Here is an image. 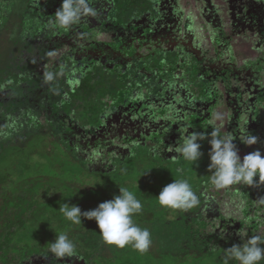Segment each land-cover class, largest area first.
Here are the masks:
<instances>
[{
	"label": "trees",
	"instance_id": "16d2710c",
	"mask_svg": "<svg viewBox=\"0 0 264 264\" xmlns=\"http://www.w3.org/2000/svg\"><path fill=\"white\" fill-rule=\"evenodd\" d=\"M16 1L0 0V11L8 15ZM117 1H123L119 13ZM30 2L46 12L39 28L32 18L26 19L23 45L10 57V77L21 79L19 85L15 78L0 79L1 102L8 108L0 110V149L9 141L23 145L28 134L43 126V117L61 138L67 156L63 165L44 167V177L35 184L26 186L29 180H24L26 188L17 185L13 194L2 197L0 264H40L31 258L40 254L49 264H203L205 259L224 264L233 244L252 236L264 240V182L258 177L253 185L226 189L209 182L207 191L196 193L207 196L197 217L182 215L177 229L160 218L164 211L151 218V228L150 221L141 223L139 227H148L151 234L162 235L144 253L131 245L106 244L94 220L81 217L82 224L74 225L59 211L63 203L77 205L82 212L92 210L118 195L108 190L93 196L89 186L79 185L83 175H97L89 170L126 166L129 154L137 152L162 167L166 160L173 162L172 157L183 158L175 149L192 132L205 134L198 141L201 150L218 127L222 136L233 137L241 158L256 150L264 155V0H89L96 15L82 16L67 30L49 26L62 0ZM48 73L51 80L46 79ZM16 86L21 96L40 89L44 110L37 114L23 105L11 110L18 101L11 97H21L12 94ZM48 91L59 95L51 106L44 100ZM82 93L97 107L90 126L58 111ZM244 129L257 137L255 144L245 145L238 138ZM94 151L101 154L95 161ZM75 166L80 171L67 176L64 171ZM173 168L162 179L171 177ZM51 169L54 178L47 173ZM165 185L155 184L153 194L144 187L127 188L142 203H156ZM237 191L239 196L234 195ZM227 200L230 203H224ZM9 205L17 206L11 211ZM60 232L74 242L75 256L58 259L48 252V243Z\"/></svg>",
	"mask_w": 264,
	"mask_h": 264
},
{
	"label": "rangeland",
	"instance_id": "374dc122",
	"mask_svg": "<svg viewBox=\"0 0 264 264\" xmlns=\"http://www.w3.org/2000/svg\"><path fill=\"white\" fill-rule=\"evenodd\" d=\"M30 1L31 0H17L12 4L10 8V13L8 15L0 11V79L2 81L7 82L9 80L10 73H13V71H11V66L9 62L10 57L16 52H19L20 49L17 46L18 42L14 43V39L19 36L18 27H23V23L26 22V19L28 22L31 18L33 19L34 24L38 28L41 26L40 24L43 23L44 18H42V16L46 11L42 10L39 7L40 5L34 6ZM119 3H123V1H117L118 7L116 11H118V13L121 11V6L119 5ZM30 8H32V10ZM40 20L42 21L39 24ZM26 67H28V65ZM12 76L10 77L11 80H14V78L17 79V77L12 78ZM20 80L21 79H17L15 81V84L19 85L18 81ZM45 82L47 83L46 80ZM1 86L4 87V84L2 83ZM85 90L88 91L87 85L85 87ZM40 92V89L37 91H32L30 89V91L28 90V94H25V96H21L20 88L16 86V88L12 90V94L21 97H11V99L13 100L18 99L17 102L15 101L16 103L12 102L15 103V105L11 107V110H17L20 105H23L24 107H29L37 114L40 113L42 110H44V106H46V103L42 104L40 101ZM103 93L104 92L102 91L101 94ZM3 97L4 95L2 91H0V110L5 112L8 108L4 106L1 102V100H3ZM5 97L9 101L10 98H8L7 94L5 95ZM19 99L21 100L19 101ZM58 99L59 95H57L56 93H52V91H48L47 95L44 97V100H47L48 106L56 104V100ZM45 108L48 110L47 107ZM96 108V106L92 105L89 98L86 97V93H82L81 95L75 94L71 98L70 102L67 104L66 102L63 103L58 111L60 113H67V115L73 116L74 119H76L81 125L87 126L89 124H92L88 122L94 120V112H96ZM41 123L43 126H38L37 130H35L33 133L28 134L27 140L22 141V143H24L23 145L20 143L21 141L19 140H16L15 143L9 141L5 142L3 144L4 148L2 147L0 149V202L2 201V197L3 199L6 197V194H13V190L16 188L17 185L24 186L22 187L24 189L26 188V186L35 184L37 179L43 178L44 167L52 168L58 167L59 164H65L63 161H61L62 159H64V157L67 156L62 145L61 138H59L53 133V129L49 127L48 124H45V119L43 117H41ZM22 125H25V123ZM0 130H2V128H0ZM245 130L246 132L248 131V129H244V131ZM212 131L213 130H211V132ZM211 132L209 133L210 139L212 138ZM18 133H20V130H18ZM15 134L16 132H14L12 135L15 136ZM10 137L12 136H6L4 139L9 140ZM244 137L245 134L239 136L238 138L244 139ZM9 144H11L10 147L7 146ZM209 147L210 144L208 142V144L202 150L200 149V151L202 152V156L195 163H190L181 157L177 160L176 163H173L171 160H166L167 163L162 167V164L160 165V162L158 161L148 162L146 159V155L144 156V154H140L142 152H137L136 155H132L130 153L126 159L128 162L126 166L118 164L115 168L113 164H111L107 169H103L100 171L89 170L90 172H95L97 175H90L91 177L89 179H87L88 176L83 175L81 178L83 181H80L79 185L84 187L89 186L90 189L94 191L91 194L93 196H96L97 194H100L102 192L107 193L108 190L111 191L112 194L115 191H117L119 194L120 187L130 186L132 188L144 187L146 191L151 190L153 194L155 184H159L160 186L162 184L171 183V180L173 181L176 179H187L195 193H198V191L202 188L203 190L207 191L209 187V177L213 174L214 171L208 168V161H210ZM156 154H158L159 156L165 155L164 153L160 152H156ZM169 155L171 156V154ZM200 160L201 162H199ZM51 161L54 162L51 163ZM173 167L176 170L171 172V175H169L171 177L167 176L162 179L163 176H165L166 173L169 172L170 169ZM206 170H208V173H206ZM50 171L47 173H51L52 177L54 178V170H52V172ZM75 171H80L78 166H75L74 169L71 170H65L64 172L67 173V176H70V174L75 173ZM145 172L147 173L143 174ZM103 175L105 176V178L103 177ZM168 178H171V180ZM27 179L29 180V182L25 186L24 180ZM106 182H108V185H106ZM210 191H213V189H210ZM146 194L153 198L150 192H147ZM206 197H200V204L186 211H176L174 209L168 210V208L159 205L158 201H155L156 203H142V211L138 214H134L133 220L139 226L145 221H150L151 218L157 219V216H159V214L163 213L164 211V214H162L160 218H163V220L166 221L168 225L174 224L173 226H175V228L177 229V225L175 224H178V222L181 220L182 215H184V217L189 218V215L191 213V215L194 214L195 217H197L196 214H198L203 204L206 203ZM224 203H230V200H227ZM234 203H240V201L238 202L236 200ZM2 204L4 203H1V206ZM92 204L95 203L91 202V205ZM9 207H11V211L15 210V207H12L10 205ZM87 207H89V205H87ZM57 217H59V215ZM153 221L154 220L150 221L148 225L149 228H151V226L153 225ZM33 227L35 229L41 228L38 224L34 225ZM23 230H25V228ZM157 233L158 234H151L152 240L162 236H159V232ZM172 236L174 235L172 234ZM34 256L35 257H31L32 259H34V262L35 260H38L40 264H49V260L45 257H42L43 255L40 254V256ZM203 264L215 263L205 259Z\"/></svg>",
	"mask_w": 264,
	"mask_h": 264
},
{
	"label": "clouds",
	"instance_id": "9594fccd",
	"mask_svg": "<svg viewBox=\"0 0 264 264\" xmlns=\"http://www.w3.org/2000/svg\"><path fill=\"white\" fill-rule=\"evenodd\" d=\"M84 15H96V10L89 5V0H62L60 7L49 20V26L54 28L69 29L78 23ZM53 78L51 73L46 79ZM137 99H142L138 96ZM211 124L212 121H209ZM6 135V134H5ZM209 140L210 151L208 165L214 170L209 177V182L216 189H226L231 185L243 183L253 185L264 182V155L259 150L250 152L240 157L231 135L222 136L218 127L213 128ZM206 138L204 133L192 132L183 138L181 144L175 151L182 155L185 160L195 163L202 156L201 145L198 141ZM257 137L245 130L243 143L253 145ZM100 152L94 151L92 159L95 161L100 157ZM173 163L176 158L173 157ZM147 172L143 173L146 174ZM142 174V175H143ZM234 195L239 196V191ZM159 205L179 210H189L200 204V199L193 191L187 179H176L165 185L156 196ZM143 204L133 191L127 187H120L119 194L112 199L98 204L92 210L82 212L77 205L63 203L59 207L63 217L74 225H81V217L94 220L101 238L106 244L124 248L131 245L137 251L147 252L151 243V232L148 228L139 227L133 220L134 214L142 211ZM264 240L260 236H252L243 243L233 244L226 250L224 264L235 260L239 264H259L264 260ZM48 252L54 257L71 258L76 255V246L66 232L56 234L55 240L48 243Z\"/></svg>",
	"mask_w": 264,
	"mask_h": 264
},
{
	"label": "crops",
	"instance_id": "0c3cea01",
	"mask_svg": "<svg viewBox=\"0 0 264 264\" xmlns=\"http://www.w3.org/2000/svg\"><path fill=\"white\" fill-rule=\"evenodd\" d=\"M18 28H19V36L17 37L18 39L17 38L14 39V43L18 42L17 46L20 48V46L22 47V45H23V37H24V32H25V26L23 25V27H21V28L18 27Z\"/></svg>",
	"mask_w": 264,
	"mask_h": 264
},
{
	"label": "flooded vegetation",
	"instance_id": "af4514ba",
	"mask_svg": "<svg viewBox=\"0 0 264 264\" xmlns=\"http://www.w3.org/2000/svg\"><path fill=\"white\" fill-rule=\"evenodd\" d=\"M211 132V131H210Z\"/></svg>",
	"mask_w": 264,
	"mask_h": 264
}]
</instances>
